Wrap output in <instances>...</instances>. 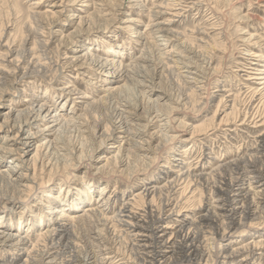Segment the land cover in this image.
I'll use <instances>...</instances> for the list:
<instances>
[{
	"label": "bare ground",
	"instance_id": "obj_1",
	"mask_svg": "<svg viewBox=\"0 0 264 264\" xmlns=\"http://www.w3.org/2000/svg\"><path fill=\"white\" fill-rule=\"evenodd\" d=\"M94 1L92 0V2ZM205 1L164 0L162 6L157 7L159 10L156 12L149 9L147 11L148 23L146 26L149 31L147 37L141 42L144 48L142 56L134 60L135 64L131 61L129 64L124 65L123 60L120 59L116 61L114 58L108 60L109 58L101 59L96 56H90L91 62L88 63L89 59L86 56H77L75 50L72 51V49L66 48L65 44L67 42L73 43L74 38L78 37V34L84 30V23L88 26L84 31L100 32V29L103 28L101 21L107 22L108 20L105 17L108 14L104 15L102 13L100 15L99 13L101 12L99 11L98 13L97 10L96 16L94 14L95 18H89L88 20L80 18L79 26L81 28L76 29L72 35L65 36L64 44L61 42L59 45L60 47H65L64 51L59 52L60 58L65 59L64 65L78 67V69L97 68L104 74L108 73L109 69L116 70L118 75L116 79H112L115 86L113 91H106L105 97L93 101L87 100L89 96L81 92L76 85L64 84L59 89L63 92L61 94L67 95L66 99L69 98L73 104L81 99L85 104V109L74 118L70 116L69 118L68 116L64 118L61 113H58L59 117L52 119L55 123L61 121L60 124L64 123V126H60L58 129H56L58 125L53 127L58 135H56L57 137L54 140L48 141L47 151L50 149L48 152H43L47 142L37 146L34 155L31 157L34 170L33 177L37 176L38 165H40L42 172L46 171L49 165L51 168L50 173H53L55 169L58 170L57 167L61 165V160H59L61 156H57L62 150L70 151L69 156H62V159H64L63 163H65L64 167L68 168L71 165L75 167L76 164L71 161L74 151L79 153L78 158L82 160L87 156L88 147L92 151V146L95 145L96 148L93 147L95 148L94 150H98L99 147L108 142H111V148H117V145L121 144L116 156L108 160L107 157H103L106 160L104 167L102 166L100 169L101 172L113 175L115 168L119 165L126 167L128 178L129 174L135 173L138 164L133 166L131 149L134 147V137L136 136H133L129 130L125 131L124 137L116 133L118 129L128 127L129 120L124 116L123 112H120L121 107L124 106L121 104L118 92L123 88L128 89L129 85L143 87V89L138 90L135 101L127 102L126 105L129 109H144L146 115H149L148 117H161L153 115L162 111H156L155 106L149 105L151 99L149 97L151 96H148V102L146 98V95L154 92V87H148L143 83L149 78L152 83L156 78L163 81V74L174 67H172V64L175 63L172 61L173 55L181 40L180 35L171 28L173 18L180 17L182 15L181 10L184 8L199 10ZM58 2L62 4L64 0H59ZM74 3L86 2L84 0H74ZM40 4L41 0L34 1L31 5L34 7L30 9L31 19L34 22L28 29L21 46L16 49L11 48V44L13 45L15 41L10 43L9 40L2 46L5 52L1 56L5 64L0 65V78L3 81L0 84V102L9 96L11 91L20 93L21 91L25 92L27 89L31 91L38 89V79L50 82L59 72L58 69H61L58 68L60 64L56 63L57 68L54 70L51 66L52 62L44 58L49 43H52L58 37V31H55L54 28L57 27L59 20L53 19L57 12H54V10L43 12L40 9L41 7H39ZM53 6L56 7L57 4ZM60 7L63 6L60 5ZM119 7H121V4H119ZM63 12L61 11V14ZM91 19L96 20L94 24H89ZM240 19L249 21L252 19V15L246 14L241 16ZM24 28L26 29V27ZM47 28L49 31L44 32ZM242 31L241 42L244 50L241 53L240 62L235 68L236 70L232 71L233 77L238 80L241 86L239 91L243 94L241 97L244 98L243 101L245 103L239 109L241 111L240 115H244V120H242L243 122L240 125H244V121L247 120L251 122L252 128L255 130L256 128H262L253 132L254 137L249 143L242 141L245 144L236 149V151L233 150L232 153H227L226 149L221 150L205 146L197 154L195 167L188 168L185 171L181 168L182 165L186 164L184 158L191 155L194 150L191 149L189 153L182 151L181 154H175V169L168 167L167 162L164 163L157 169L159 171L157 179H153L151 182L144 180L138 190L133 192L131 198L124 197L125 199H122V204L117 209L112 207L103 209V207L108 206L111 198L110 196L106 199V196L103 197V193L92 204V200L90 201V198L92 199L90 196L92 187L89 188V195H82L79 198L74 197L71 200L63 198L60 202L53 201L56 206H58V203L66 202V206L70 207L69 209L63 206L52 208L50 202H44L46 209L53 210L57 214L56 218L49 219V221L46 220L43 223L41 219L35 218V223H38L44 229L41 230L39 237L37 236L39 241L32 246L30 251H28L27 247L31 242L28 233L25 236H19L18 240L14 239L15 235L12 233L0 236V246L8 248L7 255L4 253L0 254V264H124V261L127 264H264V237H262L264 235V227L259 228V230L255 228L258 222L264 224V40L263 36L259 35L257 31H254V33L244 29ZM152 33L161 35L165 44L161 45V47L158 46L156 40L152 37ZM70 37H74L73 40H70ZM141 39H143L142 36ZM204 39L206 38L200 39V42L204 43ZM31 41L34 43V47L28 49L26 45ZM152 46L155 47L153 50H151ZM190 46L189 53L197 56L199 53L194 51V45ZM115 48L109 50L111 52L110 55L116 54ZM213 50L222 54L221 60L226 59V50L221 51L218 48L216 49V47ZM152 53L160 57V72L154 75L153 72L150 75L147 73V69L146 72L139 71L138 69L146 68L144 65H154L152 64V58L150 56L147 57L148 54ZM179 53L182 52L180 51ZM212 54L209 55V58L207 57L206 68L208 71H217L216 68H212V64L217 59L216 54ZM14 55L16 57L10 60L9 57ZM31 56L33 57L30 59ZM130 56L128 55L127 59ZM203 56L200 53L199 58ZM80 57H83V59L81 60ZM205 62L203 60V64ZM141 64L142 66H140ZM175 64L177 65V63ZM188 65L190 66V62L185 64L184 68L189 69ZM61 67L63 68L62 65ZM153 68L158 69V65ZM133 75L144 79L137 80ZM122 83L124 84L120 85ZM3 84H7V86L3 87L5 89L2 88ZM188 84L191 85L189 86L191 92L199 90L197 89V82L194 81ZM21 87H23V90L20 89ZM146 88H149V90ZM176 92H178V95L176 93L174 95L176 101H181L184 98L183 101L188 100V94L187 96L182 94L179 89ZM163 95L169 97V99H174L166 92ZM213 96L211 95L209 98L212 99ZM231 97V95L228 98L223 97L217 107L214 120L221 119L219 123L214 121L216 124L211 130L214 134L216 131L222 130V127L236 125L238 116L232 119L231 115L236 109L235 103L238 100L236 99L238 96L234 100L230 99ZM56 103L57 100H54L53 103H41L38 99L33 100L25 105L26 107L23 111L18 112L15 121L12 119V114H5L6 117L3 124H0V130L6 126L8 129L4 130L9 133L10 129H12L15 135L14 138H12L13 136L10 138V135L5 136V141L1 143L0 164L2 160H6L11 154H16L18 156L17 160L20 161L10 165L7 171L0 172V180L4 183L0 192L1 203L14 201L20 197L26 206L27 201L33 195H30V191H32L31 185L26 184L28 181L34 183L33 178L24 174V171L29 170L31 167V161L26 158V154H31L33 151L30 152L28 150L23 153L21 148L31 146L32 142L35 141H30L35 138L36 133L31 132V127L34 126L30 125L28 121L31 118H35L34 125H38V120H46L50 117L52 109L56 107ZM109 107L112 109V113H109L110 115L106 114ZM3 108L4 106L0 107V119L4 116ZM55 111L58 112V109H55ZM165 112L168 113L166 110ZM170 113L167 114V118L172 116V113ZM98 114L100 117L97 116ZM116 121H119V126H117ZM169 121L166 125L169 124ZM67 128L69 130L74 129L75 135L70 131L71 133L67 134L69 141H62L60 131H64ZM158 128L160 129L159 134H163L160 137L161 143L167 141L172 144L181 138L179 136L169 137L167 126H159ZM63 131L62 133H64ZM197 132L196 129L192 131L191 138L186 140L194 142V136L207 135V132L202 134H197ZM228 132H230V129L224 130L223 134L226 137L228 136L227 139L231 135ZM21 133H27L26 141L24 139L22 141ZM246 135L250 138L248 133ZM232 140L234 141L231 138ZM13 141L15 146L19 145L21 148H12L9 143ZM122 143L130 149L127 152V159L119 158V155L125 151ZM79 145H81V148ZM78 147L80 148L79 151H77ZM21 153L24 156H22L23 154L20 155ZM137 158L140 159L142 157L137 156ZM140 161L145 163L144 160ZM113 163L114 165L111 166ZM208 164L213 166L212 172L209 173L204 169ZM23 166H25V169L20 172ZM149 166L148 164L143 166L144 174L149 172ZM123 169L125 170V168ZM22 183L25 184L22 185ZM39 186L41 188V185ZM28 189L31 190L28 191ZM198 191L201 192V196L200 199L196 200ZM178 193L180 197L177 200L175 196ZM49 198L51 197L49 196ZM53 198L58 197L53 196ZM156 201L158 202L156 203ZM100 203H102L101 206L99 205ZM83 205H87L84 209V214L78 215L76 210L82 208ZM70 210H72L71 213H69ZM15 227L14 224L10 227L7 226V230L24 231L23 228ZM210 235H212L210 239L214 241V244L210 248H206L207 245L205 244L209 242L206 243L205 241H207V236L209 237ZM102 252H105V254H101ZM101 255H105V257L100 259Z\"/></svg>",
	"mask_w": 264,
	"mask_h": 264
},
{
	"label": "rangeland",
	"instance_id": "obj_2",
	"mask_svg": "<svg viewBox=\"0 0 264 264\" xmlns=\"http://www.w3.org/2000/svg\"><path fill=\"white\" fill-rule=\"evenodd\" d=\"M34 1L40 0H0V65L4 63L1 54L5 52V49L2 48V46L6 44L7 40H9L10 43L15 41L13 42V45L11 44V48H19L21 43H23L22 41L25 38L28 29L33 25L34 21L31 19L30 9L33 7L31 5ZM58 1L41 0L39 7H41L40 9L43 12L48 10H54V12H57L56 16L58 17L55 16L53 19L55 18L54 20H59L57 27L54 28L55 31H58V37H56L52 43H49V47L47 49L46 55H44V58L52 62L51 66L54 70L57 68L56 63H58V65L60 64V67L58 68L61 69H58L59 72L53 78V80H50V82L48 80L38 79V89L33 91L27 89L25 92L21 91L20 93H14V91H11L10 95L5 97L0 102V107L4 106L2 110L4 116H2L0 119V124H3L6 117L5 114H12V119L15 121L18 112L23 111L26 107L25 105L29 104L33 100L38 99L41 103H53L54 100H57V103L55 104L56 107L52 109L50 117H48L46 120H38V125H34L36 121L35 118H31L28 121L30 125L34 126L31 127V132H35L37 135H35V138L30 140L31 142L32 140H35L32 142L31 146L21 148L19 145L15 146L14 141V144L13 142L9 143V145L14 149L20 147L23 153L28 150L30 152L33 151L31 154H26V158H28L30 161L31 157L36 151L37 146L47 142V145L45 144V147L43 148V152H48L50 150L49 149L47 151L48 141L54 140L57 137L56 135H58L56 134L57 132L53 127L58 125L56 127V129H58L60 126H64V123L60 124L61 121L56 123L53 122L55 117H59L58 113H61V116L64 118H66L65 116H68V118L69 116L74 118L75 116H78V114L82 113L85 109V104L83 101H81V99L77 100L76 103L73 104L69 98L66 99L67 95L61 94L63 92H61L59 89H61L64 84L78 86L81 92L86 93L89 96L87 99L89 101L98 100L102 97H105V94L107 93L106 91H113V87L115 86L112 82V79H116V76L118 75L116 70L109 69L108 73L104 74L97 70V68H86L84 70L78 69V67L64 65L65 59L60 58L59 52L64 51L65 47H60L59 45L61 42L64 44L66 40L65 36H70L76 31V29L81 28L79 26V20L81 17L85 20H88L89 18H95L98 10V13L99 11L101 12L99 13L100 15H102V13H104V15L108 14V16L105 17L108 21H101L103 28L100 29V32L84 31L88 27L84 23V30L78 34V37H70V40H73L74 38V42L69 43L66 41L68 43V45L67 43L65 44L67 46L66 48L70 50L72 49V51L75 50L77 56H86V58L89 59L88 63L91 62L90 56L100 57L101 59L109 58L108 60H112L114 58L116 61L120 59L123 60L124 65L129 64L131 61L134 63L135 59L142 56L144 48L141 42L145 39V37H147L149 31L148 28H146L148 23L147 11L150 9L156 12L159 10L157 7L162 6L164 0H95L94 2H92V0H84L86 3L80 4L74 3V0H64V3L62 4H60ZM54 4H57V6H53ZM119 4H121V7H119ZM60 5L63 7H60ZM61 11H64L63 14H61ZM181 11L182 15L180 17L173 18L171 24V28L180 35V42L182 43L181 44L179 42L177 50H175L176 52L173 55L174 58L172 61L177 63V65L173 63L172 67H174L163 74V81H160V79L156 78L152 83L149 78L143 83L148 87H154V92L146 95V98L147 102L149 101V98H151L149 105L151 104L152 107L155 106L156 111H162L153 115L161 117H148L149 115H146L144 109H129L126 105L127 102H131L132 100V102L135 101L138 90H141V88L143 89V87H134V85H129V88L127 87L128 89L123 88L122 90L124 91L121 90L118 92L119 95L117 94L122 102L121 104L124 106L121 107L122 111L120 110V112H123L124 116L129 120L128 127L124 129H118L116 133L117 135H122L124 137L125 131L129 130L132 132L133 136H136L134 137V147L131 149V153L133 155L131 160L134 162L133 166L138 164L137 168L135 169V173L129 174L130 176L128 178L126 167L119 165L115 168V173L113 175L106 174L100 170L105 164L106 160V158L103 157H107L108 160L109 158L116 156L121 143L117 145V148H111V142L103 144V146L99 147L98 150H94L96 148L95 145L92 146V151L91 148L88 147L86 152L87 156L82 159L83 161L78 158L79 153L74 151L75 153L73 152L71 161L76 165L75 167L71 165L68 168L64 167L65 163H63L64 159H62V156H69L70 151L67 152L62 150L60 151L59 156H57H61V159L59 158V160H61V165L57 167L58 170L55 169L53 173H50L51 168L49 165L46 168V171L42 172L40 165H38L36 177H33L34 170L31 161V164L29 163L31 165L30 169L24 171V174H27V176L33 178L34 183L29 181L26 183L31 185L32 191H30V195H33L27 201L26 206L24 205L23 199L20 197V199L17 198L14 201L6 203H1L2 200L0 198V215L2 216H0V236H6L12 233L15 235L14 239L18 240L19 236H25L26 233H28L30 235L31 242L27 247L29 249L28 251H30L32 246L37 244L39 241L38 235H40L41 230L44 229V227H40L38 223H35V218L41 219V222L43 223L46 220L49 221V219H55L57 215L53 210L46 209L44 207V202H50L52 204V208L63 206L66 209H69L70 207L66 206V202L58 203V206H56L53 204V201L60 202L63 198L66 200H71L74 197L79 198L82 195H89V188L92 187L90 195L92 197V199L90 198V201L92 200V204L99 198L100 194L103 193V197L106 196V199L111 196L108 206L103 207V209H108L110 207L117 209L122 204V199L127 197L131 198L133 192L138 190L139 186L143 184L144 180L151 182V180L157 179V177H159V171L157 169L164 163L167 162L168 167L175 169V154H181L182 151H187L189 153L191 152V149L194 150L191 155H188L184 158L186 164L182 165L181 168H183L185 171L188 170V168L195 167L197 154L199 151H202L205 146L211 148L213 147L215 149L219 148L221 150L226 149L227 153H232L233 150L236 151V149H239L240 146L245 144L242 141L249 143L254 137L253 132L262 129L256 128L255 130L252 128L251 122L247 120L244 121V125H240L243 122L242 120H244V115H240L241 111L239 109L242 108L243 104L245 103L243 101L244 98L241 97L243 94H241L239 91L241 86L239 85L238 80L233 77L232 71H234V69L238 66L241 53L244 50V46L241 42V37L243 36L242 29L245 31L249 30L253 33L254 31H257L259 35L263 36L264 40V0H206L199 10L194 8H184ZM246 14H251L252 19L249 21H244L243 19L241 20V16ZM95 21V19H91L89 24H94ZM24 27H26V29ZM48 31V28L44 30V32ZM134 32H138L139 34H135ZM141 36L143 39H141ZM152 37L154 40H156L158 46L161 47V45L165 44L164 38L161 37V35L154 33ZM202 38H206L204 39V43L200 42V39ZM32 43V41L27 43L26 46L28 49L34 47V43ZM206 43H208V45H206ZM190 45H194V51L199 53L197 56L196 54L194 55L189 53V49L191 48ZM214 47L221 51L226 50L225 60H221L222 54L213 50ZM114 48L116 49V54L110 55L111 52L109 50ZM154 48L155 47L152 46L151 50ZM180 51L182 53H179ZM200 53L204 56L199 58ZM209 53L216 54L217 59L212 64V68H216L217 71H208L206 68V63L208 62L207 57L209 58L210 55ZM128 55L131 56L127 59ZM149 56L152 58V64L154 65H144L146 66L145 69L138 70L146 72L147 69V73L151 75L154 72V75L155 73L160 72L159 67L161 66V60L160 57L154 53L147 55V57ZM15 57V55L13 57L10 56L9 59L12 60ZM32 57L33 56H31L30 59ZM176 57L178 58L176 59ZM80 58L81 60L83 59V57ZM203 60L206 61L205 64H203ZM188 62H190V66L188 65L189 69H185V64H188ZM156 65H158V69L156 68L157 70L153 68ZM140 66H142V64ZM133 76H135L137 80L144 79L136 75ZM192 81L197 82V89L199 90H194L193 92L190 91L189 86L191 85H187V83H193ZM2 83V78H0V84ZM123 84L124 83L120 85ZM4 86H7V84H3L2 88ZM173 86L174 88H172ZM20 89L23 90V87ZM146 89L149 90V88ZM177 89H179L181 93L186 96L188 94L187 101H183L185 98L181 101H176V97L174 95L175 93L178 95V92H176ZM216 90L218 91L216 92ZM164 92H166L168 95H171L175 100L169 99V97L163 95ZM211 95H214L212 99L209 98ZM216 95L218 96L215 97ZM229 95L232 96L230 99L233 100L236 98V96H238L236 98L238 100L235 103L236 109L231 115L232 119L238 116L236 125L231 127H222V130L216 131L214 134L212 133L213 131H211L216 124L214 121L219 123L221 119L219 118V120H214L217 107L222 98H228ZM148 96L151 97L148 98ZM55 109H58V112L55 111ZM107 110V113L105 112L106 114L112 113L111 107H109ZM165 110L168 111V113H172H170L172 116H169L170 121L169 118H167L168 113H166ZM221 110L223 111V109ZM97 116L100 117L99 114ZM167 120L169 121L168 125H166L168 122ZM119 121H116L117 126H119ZM144 125L146 126V129ZM159 126L168 127L169 130L167 132L169 137L179 136L181 138L172 144H170L171 142L167 141L165 143H161L160 137H162L163 134H159ZM4 129L7 130L8 128L4 126L2 130H0V145L3 143V141H5V136L10 135V138L12 136V138H14L15 135L12 132V129H10L9 133ZM195 129L198 131L197 134L207 132V135L194 136L195 143L192 141H187L186 139L191 138V133L192 131H195ZM228 129H230V132L228 133L231 134L229 139H227L228 136L226 137L223 135L224 130ZM73 130L74 129L69 130V128L65 129L64 131L61 130L60 133L62 141H69L67 134L69 135L71 132L74 134L75 131ZM62 131L64 133H62ZM27 133H21L22 141L23 139L26 141L25 139L27 138ZM246 133L250 135V138L246 135ZM231 138L234 139V141H231ZM122 146L125 151L121 153L122 155H119V158L122 157L127 159V152L130 149L124 143H122ZM79 147L81 148V145H79ZM79 147L77 151L80 150ZM22 156H24V154ZM137 156H141L142 158L138 159ZM17 159L18 156L16 154H11L6 158V160H2V163L0 164V172L7 171L10 168V165L20 161ZM140 160H144L145 163H142ZM54 162L56 163V161ZM142 164L150 165L148 173L144 174V165ZM113 165L114 163L111 166ZM123 168H125V170ZM24 169L25 166L20 169V172H22ZM204 169L209 173L212 172L213 166L208 164V166L206 165ZM1 182L2 181L0 180V192L1 187H3L2 185L4 184L3 182L1 184ZM23 184L25 183H22V185ZM39 185H41V188ZM62 186L63 189L61 190ZM31 189H28V191ZM49 196L52 199H48ZM53 196L58 198L54 199ZM200 196L201 192L198 191L196 200L200 199ZM179 197L180 195L178 193L175 198L178 200ZM157 202L158 201H156V203ZM99 205L101 206L102 203ZM86 206L87 205H83L82 208L76 210L77 214H84V209ZM52 211L53 213H51ZM71 211L72 210H70L69 213H71ZM36 222L38 221L36 220ZM13 224L16 227L23 228L24 231L20 230L17 232L13 229L7 230V226L10 227ZM261 227H264L263 223L258 222L255 225V228L258 230ZM210 236H207V241H205L206 243L209 242L208 244H205L207 245L206 248H210V246L214 244V241L210 239L212 238V235ZM262 237H264V235H262ZM7 251V247L2 248V246H0V254L4 253L7 255ZM101 254H105V252H102ZM104 257L105 255H101L100 259H103ZM124 264H127V262L124 261Z\"/></svg>",
	"mask_w": 264,
	"mask_h": 264
}]
</instances>
